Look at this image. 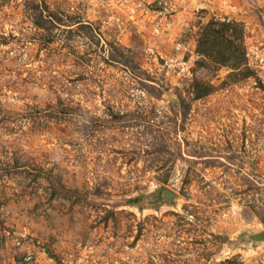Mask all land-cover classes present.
<instances>
[{
	"label": "rangeland",
	"instance_id": "rangeland-1",
	"mask_svg": "<svg viewBox=\"0 0 264 264\" xmlns=\"http://www.w3.org/2000/svg\"><path fill=\"white\" fill-rule=\"evenodd\" d=\"M0 264H264V0H0Z\"/></svg>",
	"mask_w": 264,
	"mask_h": 264
}]
</instances>
